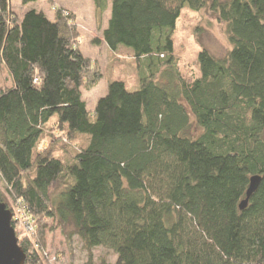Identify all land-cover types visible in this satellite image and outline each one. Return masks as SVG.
I'll use <instances>...</instances> for the list:
<instances>
[{
	"label": "trees",
	"instance_id": "trees-1",
	"mask_svg": "<svg viewBox=\"0 0 264 264\" xmlns=\"http://www.w3.org/2000/svg\"><path fill=\"white\" fill-rule=\"evenodd\" d=\"M93 2L98 20L110 8L102 40L129 51L138 88L111 80L91 112L81 89L101 74L74 16H20L0 0V200L34 221L35 242L12 221L25 264H42L49 229L115 264H264V0ZM207 6L231 49H202L184 73L177 22Z\"/></svg>",
	"mask_w": 264,
	"mask_h": 264
},
{
	"label": "rangeland",
	"instance_id": "rangeland-1",
	"mask_svg": "<svg viewBox=\"0 0 264 264\" xmlns=\"http://www.w3.org/2000/svg\"><path fill=\"white\" fill-rule=\"evenodd\" d=\"M11 7L20 16L29 9H36L53 20L55 8H61L74 16L76 28L80 32V49L84 56L94 62L96 71L101 74V79L95 88L90 90L86 84L81 89L89 111L93 112L98 100L107 94L108 83L113 79L125 80L129 91L138 88L136 63L132 55L127 50L113 54L102 40L103 31L107 28L110 19V8L98 20L93 0H40L27 6H23L22 0H11ZM96 39L100 41L99 44L95 42ZM204 48L217 58L227 55L231 45L226 25L218 19V15L209 6L200 11L185 8L177 22L175 33L176 56L184 73H198L197 58ZM80 143V140L71 142L75 148ZM1 193L3 194L2 190ZM8 200L13 213L12 221L17 225L20 235L23 232L35 242L36 231L33 234L29 230L28 222L31 217L21 205L11 199ZM72 233L71 229L46 231V246L39 249L42 264H115L116 255L113 252L104 248L89 251L81 239Z\"/></svg>",
	"mask_w": 264,
	"mask_h": 264
},
{
	"label": "water",
	"instance_id": "water-1",
	"mask_svg": "<svg viewBox=\"0 0 264 264\" xmlns=\"http://www.w3.org/2000/svg\"><path fill=\"white\" fill-rule=\"evenodd\" d=\"M262 178L252 177L246 193V199L240 204V209L247 207L249 199L258 190ZM13 213L0 200V264H25L26 253L19 244V238L12 225Z\"/></svg>",
	"mask_w": 264,
	"mask_h": 264
},
{
	"label": "built area",
	"instance_id": "built-area-1",
	"mask_svg": "<svg viewBox=\"0 0 264 264\" xmlns=\"http://www.w3.org/2000/svg\"><path fill=\"white\" fill-rule=\"evenodd\" d=\"M37 81H38V80L36 79V80H35V83H36ZM28 223H29V226H30L29 230L34 234L35 231H36V229H35V225H34V221L30 218Z\"/></svg>",
	"mask_w": 264,
	"mask_h": 264
}]
</instances>
